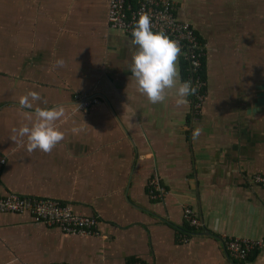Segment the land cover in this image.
<instances>
[{
	"label": "crops",
	"instance_id": "0c3cea01",
	"mask_svg": "<svg viewBox=\"0 0 264 264\" xmlns=\"http://www.w3.org/2000/svg\"><path fill=\"white\" fill-rule=\"evenodd\" d=\"M169 1L205 44L197 117L193 94L177 106L174 95L151 104L137 91L131 36L108 27L106 0H0V194L55 199L97 221L93 235L73 236L0 214V264H264V188L251 181L264 176V0ZM29 90L41 101L24 109ZM84 94L97 103L74 110ZM57 105L65 137L51 153L10 139L27 113ZM152 177L160 198L147 192ZM224 237L263 245L237 261Z\"/></svg>",
	"mask_w": 264,
	"mask_h": 264
},
{
	"label": "built area",
	"instance_id": "2783aa9c",
	"mask_svg": "<svg viewBox=\"0 0 264 264\" xmlns=\"http://www.w3.org/2000/svg\"><path fill=\"white\" fill-rule=\"evenodd\" d=\"M106 19L108 27L126 35L132 33L139 14L147 12L151 16L153 31L164 29L166 34L177 40L182 53L179 58L186 64L185 81L191 80L197 88L193 94L191 114L197 117L205 99V82L200 74L204 57L205 44L197 37L192 26L175 16L174 4L169 0H106ZM97 103L96 97L84 95L73 96V109L83 110L91 104ZM3 160L1 161V163ZM251 181L264 188V176L255 174ZM147 192L151 198L162 196V187L156 177H152L147 184ZM29 214L35 222L59 229L68 235H93L96 219L85 215L75 214L70 206L55 199L30 197L15 193L0 194V214ZM182 218L189 232L198 230L202 226L198 214L190 207L182 209ZM179 235V241L187 243L190 233ZM224 248L228 256L237 261L246 259L249 254L262 247L259 239L224 237ZM127 264H148L143 261H133Z\"/></svg>",
	"mask_w": 264,
	"mask_h": 264
},
{
	"label": "clouds",
	"instance_id": "9594fccd",
	"mask_svg": "<svg viewBox=\"0 0 264 264\" xmlns=\"http://www.w3.org/2000/svg\"><path fill=\"white\" fill-rule=\"evenodd\" d=\"M128 46L132 49L129 70L134 78L137 91L144 95L151 104L164 103L170 95L176 97L177 106L187 103V97L195 94L197 88L191 80L181 81L179 71V57L182 53L177 40L171 39L163 28L153 31L151 16L141 12L134 24ZM58 67H63V59L56 61ZM41 101L37 91L29 90L19 98V104L24 109H32L34 103ZM46 105L47 101H43ZM65 116L63 105L52 108L36 107L34 113H27L29 123L19 128H12L10 139L16 143H23L26 137L28 152L36 150L51 153L64 140L65 133L57 122ZM79 131L73 127L75 134ZM202 129H195V140Z\"/></svg>",
	"mask_w": 264,
	"mask_h": 264
},
{
	"label": "trees",
	"instance_id": "16d2710c",
	"mask_svg": "<svg viewBox=\"0 0 264 264\" xmlns=\"http://www.w3.org/2000/svg\"><path fill=\"white\" fill-rule=\"evenodd\" d=\"M200 74H201V75H202V77H203V71H202V68H201Z\"/></svg>",
	"mask_w": 264,
	"mask_h": 264
}]
</instances>
